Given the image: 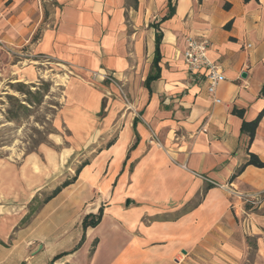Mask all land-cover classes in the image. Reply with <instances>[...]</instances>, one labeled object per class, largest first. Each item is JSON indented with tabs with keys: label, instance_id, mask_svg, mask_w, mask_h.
Wrapping results in <instances>:
<instances>
[{
	"label": "crops",
	"instance_id": "obj_1",
	"mask_svg": "<svg viewBox=\"0 0 264 264\" xmlns=\"http://www.w3.org/2000/svg\"><path fill=\"white\" fill-rule=\"evenodd\" d=\"M189 36L211 43L220 103L186 70ZM0 40V79L32 82L44 57L71 72L58 120L76 146L20 160L0 146V264H264V214L239 225L225 190L264 195V168L232 179L250 154L264 163V117L249 144L232 114L251 122L264 109V0H0ZM97 71L124 86L129 110L111 98L114 84L92 80ZM112 127L106 147H87ZM87 151L77 181L17 230L32 199ZM100 208L101 222L84 231Z\"/></svg>",
	"mask_w": 264,
	"mask_h": 264
},
{
	"label": "rangeland",
	"instance_id": "obj_2",
	"mask_svg": "<svg viewBox=\"0 0 264 264\" xmlns=\"http://www.w3.org/2000/svg\"><path fill=\"white\" fill-rule=\"evenodd\" d=\"M43 59L39 60V64L32 63L36 67V79L32 82H25L18 73L0 79V146L4 155L12 160H20L29 154L39 153L41 147H50L55 150L62 147H73V145L76 147L73 134L64 122L61 123L58 120L59 113L65 104L63 96L64 90H66L65 86L69 81L66 76L68 73L65 68L55 63L40 65L44 61ZM19 61L20 59L14 57L12 62L16 64ZM28 64L30 63H26L23 67H27ZM18 84L24 85L25 90L37 93L36 98L32 99L33 103L26 102L28 97L17 91ZM114 86L117 88L118 94L112 93L111 98L122 102V107L119 110L126 112L130 107L125 88L120 82L118 86ZM13 98L18 99L20 104L28 110L17 108L13 104ZM37 99L40 101L38 102ZM11 111L17 113L14 120L10 119ZM119 129L112 127L106 134L87 137L86 140L90 145L87 147H106L110 141L115 139ZM97 151L96 149L92 153L97 154ZM88 154L87 151L86 156H80L70 165L67 174L60 176L56 183L43 190L40 200L50 194L56 184L72 178L78 167L91 159L90 156H87ZM225 190L233 199L231 209L237 215L239 225L242 226L246 219H251L253 214H264L263 194L243 195V192L234 186ZM11 240L12 238L8 242L10 243ZM254 255L255 248L253 249L251 246L248 258L252 259Z\"/></svg>",
	"mask_w": 264,
	"mask_h": 264
},
{
	"label": "trees",
	"instance_id": "obj_3",
	"mask_svg": "<svg viewBox=\"0 0 264 264\" xmlns=\"http://www.w3.org/2000/svg\"><path fill=\"white\" fill-rule=\"evenodd\" d=\"M171 1V0H170ZM246 3L253 1V0H244ZM254 1H259V0H254ZM172 10L171 7L169 9L168 14L165 16L164 19L169 18L172 15ZM161 40H162V33L161 31L158 29L157 27V33H156V54H155V65L157 64V62L159 61L160 58V44H161ZM157 73L156 74H151L146 82V85H149V82L151 80H155L159 77V71L156 70ZM17 91L20 93H23L24 95H26L28 97L27 101L29 104L33 103L34 98H36V94L37 93H32L29 90H25L24 85L22 84H18L17 86ZM260 95L262 97H264V83L260 92ZM12 98V97H11ZM14 100V105H16L17 108H21V109H26V107H24L23 105L20 104L18 99L13 98ZM38 102L40 101V99H37ZM28 110V109H26ZM232 114L241 118L243 120L242 122V127H241V133L243 135H247L249 137V144H251L254 140L255 134H256V130L257 127L259 125V123L261 122V120L264 117V109L258 114V116L256 117L255 120L251 121V122H247L244 120V110H238L236 108H234L232 110ZM17 116V113H14L11 111L10 113V119L14 120ZM88 164V162L83 163L75 172V175L70 178L67 179L65 181H63L60 184H57L55 186V188L51 191L50 194H48L47 196H45V198L40 200V194L36 195L32 201L29 203L28 205V212L25 215V217L22 219V221L20 222L19 226L17 227V230L19 228H24L26 226H28L32 220L34 219V217L36 216V214L41 210V208L48 203L51 199H53L54 197H56L62 190H64L65 188L69 187L70 185L74 184L77 181L78 175L80 173V171L82 170V168L84 166H86ZM248 166H254L257 168H264V163L262 161H260V159L254 155V154H250V158L249 160L242 165L237 171L236 173L233 175L232 179L234 180L235 178H237L238 176H240L243 171L248 167ZM103 217V209L100 208L99 212L97 214H90L84 217L83 221H82V228L84 231H86L88 228H94L96 227L102 220ZM0 244L2 245H6L3 241L0 240ZM63 255L66 254H59L56 255L53 258L52 262H55L56 260H58L59 258H61Z\"/></svg>",
	"mask_w": 264,
	"mask_h": 264
},
{
	"label": "built area",
	"instance_id": "obj_4",
	"mask_svg": "<svg viewBox=\"0 0 264 264\" xmlns=\"http://www.w3.org/2000/svg\"><path fill=\"white\" fill-rule=\"evenodd\" d=\"M0 47H4V43L1 40ZM210 47L211 43L208 38L189 36L185 39L183 60L188 73L192 76H201L207 85L208 95L212 97L216 103H220L221 100L218 99L216 95L218 87L224 79V72L220 65L212 62L209 59L208 52ZM43 60L44 61L41 62L40 65L51 63V61H49L47 58H44ZM36 63L39 64L40 61H37ZM67 73L68 74L66 76L69 79L71 72L67 71ZM91 78L93 81H108L114 85H119V81L99 71L91 73ZM149 143H157L160 145L159 139L154 132H152L150 135Z\"/></svg>",
	"mask_w": 264,
	"mask_h": 264
},
{
	"label": "water",
	"instance_id": "obj_5",
	"mask_svg": "<svg viewBox=\"0 0 264 264\" xmlns=\"http://www.w3.org/2000/svg\"><path fill=\"white\" fill-rule=\"evenodd\" d=\"M243 77H245V75H243Z\"/></svg>",
	"mask_w": 264,
	"mask_h": 264
}]
</instances>
